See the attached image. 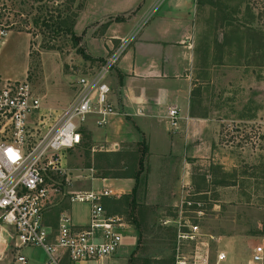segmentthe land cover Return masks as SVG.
Segmentation results:
<instances>
[{
    "label": "rangeland",
    "instance_id": "obj_1",
    "mask_svg": "<svg viewBox=\"0 0 264 264\" xmlns=\"http://www.w3.org/2000/svg\"><path fill=\"white\" fill-rule=\"evenodd\" d=\"M197 1L200 7L194 52L198 99L215 106L223 97L229 108L238 104L239 111L250 101L259 107L253 122L224 121L215 148L226 151L227 167L224 169L215 160L214 165L200 172L197 189L183 188L171 202L146 205L141 200L145 142L106 153L99 151L103 139L91 140L82 128L81 144L62 153L65 174L56 176L59 190L43 209V222L53 228L62 212L69 213L74 222H83L87 219V204L69 202L67 191L101 190L106 178L139 173L134 206L123 194L102 199L108 216L116 215L130 225L121 230L119 250L124 248L125 264H173V220L187 192L204 203L205 214L196 223L206 238H212L210 253L222 248L235 260L246 263L251 249L264 242V0ZM85 3L63 0L54 9L38 0H18L0 11V28L7 32L0 38V74L31 84L41 97L38 114L44 124L53 123L73 100L76 78L106 58L101 56L108 51V18L97 27L87 24L73 28ZM12 255L0 242V264H10ZM32 255L40 252L33 249Z\"/></svg>",
    "mask_w": 264,
    "mask_h": 264
},
{
    "label": "crops",
    "instance_id": "obj_2",
    "mask_svg": "<svg viewBox=\"0 0 264 264\" xmlns=\"http://www.w3.org/2000/svg\"><path fill=\"white\" fill-rule=\"evenodd\" d=\"M199 7L197 0H86L75 17L73 28L87 24L97 27L110 20L108 51L103 58L115 48L114 44L126 40L117 65L107 76L109 99L117 114L101 127L89 117L83 129L91 140L103 139L99 151L106 153L145 142L141 200L146 205L171 202L184 187L197 189L200 172L214 165L215 160L225 169L229 157L224 149L215 148L223 123L232 119L253 122L259 112L252 101L239 111L238 104L229 108L223 97L215 106L198 99L194 35ZM169 108L178 110L176 126L167 119ZM102 184L101 189L125 195L131 192L135 180L106 178ZM87 221L88 214L85 221L73 223L80 226ZM33 249L40 255H32ZM121 250L102 261L78 264H125ZM24 254L30 264L45 263L46 255L39 248H26Z\"/></svg>",
    "mask_w": 264,
    "mask_h": 264
},
{
    "label": "built area",
    "instance_id": "obj_3",
    "mask_svg": "<svg viewBox=\"0 0 264 264\" xmlns=\"http://www.w3.org/2000/svg\"><path fill=\"white\" fill-rule=\"evenodd\" d=\"M16 1L0 0V11ZM38 2L56 9L63 0ZM6 35L0 28V38ZM125 44L122 40L102 62L76 78L75 97L51 124L40 119L41 97L27 80L0 75V242L13 252L10 264H30L24 248L41 249L46 255L44 264H64V259L66 264H78L102 261L122 245L121 230L126 223L116 215L108 216L102 206L103 198L115 195L109 189L67 191L69 202L87 204L85 225L74 224L70 214L62 212L53 228L43 222L42 214L59 190L56 176L65 174L62 153L81 144L87 119L94 117L101 127L117 114L109 99L107 76L117 65ZM178 115L176 108L168 109L170 125L176 126ZM186 195L173 220V264H264V242L251 249L246 263L222 248L210 253L212 238H206L196 223L205 214L204 203L191 198L195 195L191 192Z\"/></svg>",
    "mask_w": 264,
    "mask_h": 264
},
{
    "label": "trees",
    "instance_id": "obj_4",
    "mask_svg": "<svg viewBox=\"0 0 264 264\" xmlns=\"http://www.w3.org/2000/svg\"><path fill=\"white\" fill-rule=\"evenodd\" d=\"M120 19H122V18H120ZM119 18H115V21H119L120 20ZM83 57H85V58H88V56H83ZM145 152H146V150H145ZM140 164V163H139ZM141 165V164H140ZM139 174V173H138ZM138 174H136L135 176H133L132 178L135 180V186L133 187V189L131 190V192H130V194H125L124 196H123V198H125V199H129L130 200V204L132 205V206H134V201L136 200V193H137V191H138V180H139V178H138ZM145 178V177H144ZM144 182H145V180H144ZM143 189H144V186H143Z\"/></svg>",
    "mask_w": 264,
    "mask_h": 264
}]
</instances>
